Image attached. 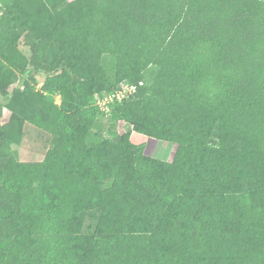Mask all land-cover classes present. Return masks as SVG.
Instances as JSON below:
<instances>
[{
  "label": "trees",
  "instance_id": "1",
  "mask_svg": "<svg viewBox=\"0 0 264 264\" xmlns=\"http://www.w3.org/2000/svg\"><path fill=\"white\" fill-rule=\"evenodd\" d=\"M4 89L0 264H264V0H0Z\"/></svg>",
  "mask_w": 264,
  "mask_h": 264
},
{
  "label": "rangeland",
  "instance_id": "2",
  "mask_svg": "<svg viewBox=\"0 0 264 264\" xmlns=\"http://www.w3.org/2000/svg\"><path fill=\"white\" fill-rule=\"evenodd\" d=\"M19 48L26 56H30L31 52L24 38L20 39ZM36 80V87L38 88L43 81V76L37 75ZM127 88L128 86L125 83H120L114 90H111L109 93H102V95L96 98V105L100 109L98 121L104 136L112 137L116 133L129 130V125L124 121L110 122L108 117L109 97L112 94H118L122 97L128 93ZM7 102L8 98L4 89L0 92V119L2 121L8 120L13 115L6 107ZM55 102H60L58 95H55ZM19 129L22 132L21 142L19 145H13L17 158L30 161L41 159L48 146L49 134L41 128L24 121H20ZM130 141L137 146H142L144 154L165 161H170L176 150V144L171 141L156 139L134 130H130Z\"/></svg>",
  "mask_w": 264,
  "mask_h": 264
},
{
  "label": "built area",
  "instance_id": "3",
  "mask_svg": "<svg viewBox=\"0 0 264 264\" xmlns=\"http://www.w3.org/2000/svg\"><path fill=\"white\" fill-rule=\"evenodd\" d=\"M134 90V86L133 85H130V86H128V88H127V91L128 92H131V91H133ZM114 97H117V98H119L120 96L118 95V94H112L110 97H109V101H111ZM108 101V102H109Z\"/></svg>",
  "mask_w": 264,
  "mask_h": 264
}]
</instances>
